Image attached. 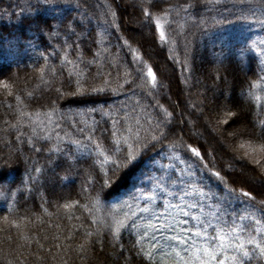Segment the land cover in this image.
<instances>
[{
    "label": "trees",
    "instance_id": "16d2710c",
    "mask_svg": "<svg viewBox=\"0 0 264 264\" xmlns=\"http://www.w3.org/2000/svg\"><path fill=\"white\" fill-rule=\"evenodd\" d=\"M104 2L105 0H51L50 3L44 4L43 0H0V81L14 85L13 93L22 96L26 105L24 110L29 113L44 112L48 109L41 108L29 100L26 91L35 90V95L44 104H47L49 99L55 100L59 111L53 118L59 119L61 114H66L69 118L66 122H61L63 130L57 131L62 137L65 132L75 137V129L71 126L73 114L80 113L81 115L74 118L87 119L91 123V117L101 119V109L109 110L128 103V100L125 94L111 91L96 93L85 91L75 96H59L55 88H61L65 93L74 90V85L73 89H69L67 82L68 73L73 70V65L65 64L64 57L67 56L69 60L79 64L78 57L81 54L85 60H90L103 46H108L113 52L119 51L120 55L124 56L127 49L121 50L119 46L123 45V39H128L154 70L157 66L159 68L157 77L164 87L156 93V100L168 111L173 112L169 138L175 139L183 135L184 140L200 148L202 154L211 152L216 157V170L221 171L231 184L232 180L237 178V174L243 171L242 162L233 160L236 154L232 148L248 141L254 146L257 145L259 142L249 133L253 131L259 133L258 119H264V81L259 79L260 76H264V72L261 71L264 64H261V57L251 48L253 41L258 43L264 40V25L256 23L254 19L238 21L236 15L224 12L223 8L209 13L203 6H199L191 10L192 17L188 18L187 22L180 21L185 27L183 35L176 37L178 41L176 58L180 61L176 63L168 59L171 55L170 45L162 44L158 35H153L154 27L149 29L141 26L139 8L131 10L137 0H115L114 3L108 0L117 11L118 30L104 24L103 9L96 7ZM232 11L236 12L235 9ZM212 16L217 20L223 17V22L213 23L210 19ZM192 18H203L207 23L196 27ZM100 33H105V45L93 43L94 40L100 39ZM185 43L188 46L187 53L184 51ZM44 57L48 58L47 61ZM127 59L131 60V56H127ZM48 66L56 68L57 75L54 79L48 73ZM80 67L83 68V65ZM41 68L45 69L43 80L51 81V87L41 81ZM95 70L93 67L92 72ZM108 71L115 77V69L105 67V72ZM112 77L107 78L111 80ZM88 79L91 82V78ZM254 81L258 87L251 91L261 97L259 104L249 96L250 84ZM95 83L99 85L100 81ZM18 88L26 91H18ZM140 98L138 95L133 97V100ZM4 101L14 107L17 105L14 95L8 96L5 90L0 88V181L13 190L17 188L22 190V194L21 191L16 193L15 204L19 211L15 215L25 218L27 226L23 228V232L32 244L28 250L18 249L17 245H23L25 241L18 239L17 230L12 228L10 231H0V264H8L9 261L17 264V257L23 264H40L36 256L29 255V252L46 256L43 264H59L60 260H66L67 264H149L147 259L136 254V249L133 248L136 237L132 230H124L115 247L109 242L111 238L107 235L103 244L86 242L83 237L85 228L97 227L88 219V214L79 207L71 210L61 207L57 213V204L62 206L72 201L86 203L81 194V185L84 180V169L88 168L91 161L87 159L86 154L81 153L76 154L79 157L78 163L68 160L60 153H49L47 148L57 142L55 137L52 141L36 143V147L44 148L41 152H36L26 141H18L15 130L5 124V120L15 124L16 119L8 113ZM141 102L145 106L156 103L151 97ZM91 109L96 111L91 113V117L85 116L84 114ZM197 109H202L203 112ZM228 109L239 112V118L230 119L227 115ZM148 111L155 115L159 109L148 108ZM225 119H229L228 124H217V120ZM253 124H257L255 129ZM213 127H216L217 131H213ZM194 128L202 135L193 136ZM209 128L213 133L209 132ZM233 132L236 135L230 136L229 133ZM219 138L224 145L219 144ZM64 145H68L67 137L64 139ZM159 151L158 145L156 151H149L143 155L134 166L122 169L118 174L119 183L115 184L107 198L101 193L102 210L97 215H103V209L112 204H119L125 200L132 203L131 196L137 194L136 189L146 184L149 176L161 174L158 171L160 163L168 161L164 152L157 154ZM243 151H240V155ZM205 159L211 160V156L205 155ZM229 162L233 163L231 169L227 167ZM34 165L40 167L42 172L35 173ZM29 174L35 178L34 181L29 180ZM116 179L117 177L113 178V183ZM199 180L209 195L219 196L222 193V185L215 178H209L207 172L200 174ZM233 186L240 185L237 183ZM104 192H108V188H105ZM91 194L95 195L94 192ZM9 202L10 200L0 198V227H6L2 218L9 215L7 211ZM210 202L204 201L205 204ZM45 208L52 214L51 216L45 213ZM243 210V204L233 201L231 204H225L222 215L231 216L242 213ZM68 215H73V219L69 220ZM257 215L259 216V213ZM75 217H80V220ZM9 218L12 219L14 216ZM29 220L31 223H27ZM81 222L84 224L83 228L80 227ZM70 229L74 230L73 238L66 240L64 236L70 234ZM9 235L13 238L11 241L6 239ZM53 235L59 236L60 239L53 240ZM164 235L170 233L165 232ZM44 236L48 239L44 240L42 238ZM96 239V236L91 238L92 241ZM36 240L44 245V249L39 252ZM81 243L86 244V252L77 251ZM57 244L61 247H55ZM67 246H70L72 251L64 255L62 248ZM148 247L146 241L144 248ZM21 252L23 256L19 255ZM260 264H264V261Z\"/></svg>",
    "mask_w": 264,
    "mask_h": 264
},
{
    "label": "snow or ice",
    "instance_id": "6c2138e0",
    "mask_svg": "<svg viewBox=\"0 0 264 264\" xmlns=\"http://www.w3.org/2000/svg\"><path fill=\"white\" fill-rule=\"evenodd\" d=\"M50 2L51 0H43L44 4ZM114 2L115 0H112V3ZM112 3L105 0L102 5L98 4L96 7L103 9L104 24L118 30L117 11L113 9ZM199 6H203L209 13L223 8L224 12L236 15L238 21L254 19L256 23L264 25V0H137L135 4L142 17L139 20L141 26L149 29L154 27L153 35H158L162 44L170 45L171 55L168 59L176 63H180L176 58L178 46L176 37L183 35L185 27L180 21L187 22L188 18L192 17L191 10ZM233 9L236 10L235 13ZM192 19L196 27L207 23L203 18ZM210 19L215 24L223 22V17L217 20L212 16ZM169 33L172 35L170 36ZM99 35L100 39L94 40L93 43L105 45V33ZM119 47L121 50L127 49L124 56H121L119 51L113 52L108 46H103L90 60H85L81 54L78 57L79 64L69 60L67 56L64 57L65 64L73 65V70L68 73L67 82L69 89H73L74 85V90L65 93L61 88H55L59 96H75L85 91L93 93L111 91L125 94L128 100V103L118 107L101 109L100 120L91 117V113L96 109L89 110L84 115L91 117V123L87 119L74 118L81 115L80 113L73 114L71 126L75 129V137L68 132L62 137L57 131V129L63 130L61 122H66L69 118L66 114H61L59 119L53 118L59 111L55 100L49 99L47 104H44L35 95V90L26 91L18 88V91H26L29 100L34 101L41 108L48 109L44 112L29 113L24 110L26 105L22 96L13 93L14 85L0 81V88L4 89L8 96L14 95L17 102L16 107L6 101L3 103L6 104L8 113L16 119L15 124L7 120L5 124L15 130L18 141H26L36 152H41L44 148L36 147V143L52 141L55 137L57 142L47 148L49 153H60L68 160L77 163L79 157L76 154L81 153L86 154L87 159L91 161L88 168L84 169V180L81 185V194L86 203L72 201L62 206L57 204V213L61 207L65 210L76 207L83 209L91 223L97 226L95 229L85 228L83 237L86 242L103 244L107 235L111 238L109 242L115 247L120 241L122 232L126 229L132 230L136 237L133 248L136 249V254L147 259L149 264H253V262L260 264L264 261V119H258L259 133L255 131L249 133L259 142L257 145L254 146L248 141L232 148L233 153L236 154L233 160L242 162L243 171L237 174V178L230 184L221 171L216 170V157L211 152L202 154L200 148L186 142L183 135L175 139L169 138L173 112L168 111L156 100V93L164 87L157 77L158 66L154 70L128 39H123V45ZM251 48L261 57V64H264V40L258 43L253 41ZM187 50L188 46L185 43V53ZM129 55L131 60L127 59ZM44 59L47 61L48 58L44 57ZM80 65H83V68ZM93 67L96 69L94 73ZM105 67L115 69V77H112L111 71L105 72ZM261 71L264 72V68ZM44 72L45 69L41 68L40 79L51 87V81L43 80ZM48 73L54 79L57 75L56 68L48 66ZM88 77L91 78V82ZM259 79L264 81V76H260ZM98 80L99 85L95 83ZM257 87L255 81L250 84L249 96L259 104L261 97L251 91ZM138 95L141 98L133 100V97ZM149 97L156 103L143 105L141 101ZM148 108L159 111L153 115ZM197 110L203 112L202 109ZM227 115L230 119L239 118L240 113L228 109ZM221 123L228 124L229 119L217 120L218 125ZM255 127L257 124H253V129ZM212 130L217 131V128L213 127ZM192 135L202 134L194 128ZM229 135L235 136L236 133ZM65 137L68 139V145H64ZM158 145L160 151L157 154L164 152L168 161L167 163L154 161L160 163L158 171L161 174L155 177L149 176L147 183L137 188V194L131 196L132 203L125 200L119 204H112L103 209V215H97L102 210L101 193L107 198L115 184L119 183L118 174L122 169L134 166L143 155L149 151H156ZM241 150H244L242 155H240ZM205 155L211 156V160H206ZM227 167L233 168V163L229 162ZM33 171L41 173L42 169L34 165ZM204 172H207L209 178H215L222 185L223 191L219 196L209 195L201 186L199 176ZM114 177H117L115 183H113ZM34 179L29 174V180L34 181ZM237 183L239 187L233 186ZM105 188H108V192H104ZM17 191H21L22 194L21 189L13 190L0 181V198L10 200L7 209L9 215L2 218L6 227H0V231H10L15 228L19 234L18 239L25 241L23 245L18 244L17 248L28 250L32 241L23 232V228L27 226L25 218L15 215L19 211L15 204ZM93 192L95 195L91 194ZM205 200L211 202L205 204ZM173 201L177 202L173 203ZM233 201L244 205L243 212L231 216L222 215L225 204H231ZM44 211L49 216L52 215L48 213L47 208ZM10 216L14 218L10 219ZM67 218L72 220L73 215H68ZM75 219L80 220V217ZM56 227L59 228V225ZM80 227H84L83 222ZM209 229L212 231L210 232ZM165 232L170 235L165 236ZM69 233L64 239L73 238L74 230L70 229ZM93 236L97 237L95 241L91 240ZM42 238L48 239L47 236ZM6 239L11 241L13 238L9 235ZM52 239L59 240L60 237L53 235ZM146 241L149 244L147 249L144 248ZM35 243L38 246L37 252L44 249V245L39 240ZM55 247L61 245L57 244ZM86 250L85 243L79 244L77 251L86 252ZM62 251L67 255L72 249L67 246L63 247ZM19 255L23 256V252ZM29 255H35L40 264H43L47 258L34 252H29ZM53 259L58 258L53 257ZM8 264L12 262L9 261ZM17 264H23L19 257ZM59 264H67V261L60 260Z\"/></svg>",
    "mask_w": 264,
    "mask_h": 264
},
{
    "label": "rangeland",
    "instance_id": "374dc122",
    "mask_svg": "<svg viewBox=\"0 0 264 264\" xmlns=\"http://www.w3.org/2000/svg\"><path fill=\"white\" fill-rule=\"evenodd\" d=\"M134 8H135V5L134 6H132L131 7V10H134ZM141 32H144V30H141ZM187 128H188V126H187ZM210 130H209V132H212L211 131V128H209ZM213 133V132H212ZM215 135V134H214ZM219 144L222 146V145H224V142L222 141V140H220V138H219ZM243 170V169H242Z\"/></svg>",
    "mask_w": 264,
    "mask_h": 264
}]
</instances>
